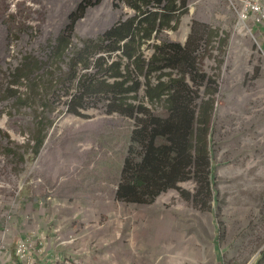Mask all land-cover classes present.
<instances>
[{
	"label": "rangeland",
	"instance_id": "1",
	"mask_svg": "<svg viewBox=\"0 0 264 264\" xmlns=\"http://www.w3.org/2000/svg\"><path fill=\"white\" fill-rule=\"evenodd\" d=\"M186 1L169 14L171 28L139 41L142 58L159 59L164 52L156 46H184L192 36L194 70L191 65L181 75L176 67L162 69L161 61L146 71L142 59L141 73L118 52L101 49L103 35L137 15L134 0H113L112 11L102 8L104 0H0V221L38 225L29 241L39 257L86 232L95 236L91 247L107 239L102 252L109 264H126L116 250L126 253L130 243L139 264H264V55L239 31L238 0ZM160 2L149 7L164 11L168 2ZM86 44L94 48L88 67L73 69L71 58ZM98 57L105 67L130 64L128 85L140 86L128 95L136 99L123 101L125 109L131 103L157 114L182 85L200 119L209 121V188L190 179L148 204L117 199L135 120L109 113L105 93L82 98L79 83L93 86ZM110 73L98 80L111 82ZM148 89L163 95L149 102Z\"/></svg>",
	"mask_w": 264,
	"mask_h": 264
},
{
	"label": "trees",
	"instance_id": "2",
	"mask_svg": "<svg viewBox=\"0 0 264 264\" xmlns=\"http://www.w3.org/2000/svg\"><path fill=\"white\" fill-rule=\"evenodd\" d=\"M133 0H130L129 4ZM156 1V2H155ZM161 0H134L130 5L139 9L136 16L130 19L118 22L101 39V49L105 51L118 52L120 59L135 64L137 70L143 72L144 67L148 70L155 62H165L163 69H180V72L189 69L194 70L191 50L192 36L184 46L179 44L166 45L169 52H165V47L156 46L157 52H164L157 59L155 56L150 59L142 58L140 52V40H150L154 33L168 27L171 28L173 16L179 8L185 7L186 0H167L168 5L164 11L160 8L152 10L149 5L155 3L159 7ZM141 2L146 8L135 3ZM162 10V12H161ZM167 12V13H166ZM70 29L63 33L59 49L62 51L68 46V37ZM141 34V36H140ZM66 36V38H64ZM94 48L91 44H86L82 49L75 51L71 58V66L74 69L79 64L88 67V58L92 55ZM156 54V53H155ZM160 54V53H159ZM99 58V59H98ZM96 60L97 75L91 84L86 86L84 81L79 83L82 87V98L89 94H106L107 108L109 113H118L128 116L135 120V129L131 137V146L128 156L125 159L122 179L117 190V199L148 204L152 202L159 194L170 189L178 190V184L190 179L197 182H204L210 187V181L207 177L211 174L210 167V148L208 142L209 121L201 120L199 110L193 106L191 100L183 96L182 85L167 95L164 100L167 107L155 114L149 107H136L129 104L127 109L123 108L127 99H136L129 93H135L139 89V82L133 85L129 84V65L124 66L117 60L110 66H106L103 57ZM143 60V65L140 60ZM177 63V64H176ZM181 64V67L179 66ZM105 67V68H104ZM160 69V68H150ZM138 70V71H139ZM183 70V71H181ZM110 73L112 81L107 78L98 80V75ZM133 70H131L132 72ZM104 72V73H101ZM192 73V71H190ZM140 74V73H139ZM141 75V74H140ZM167 76H170L167 74ZM87 75L84 76V80ZM108 80V81H107ZM81 81V78L79 82ZM171 82L177 83L183 78L171 79ZM132 83V81L130 80ZM180 82V83H182ZM164 82L156 86L154 91H159ZM163 95V91L153 93L149 89L146 91V98L153 102L155 98ZM209 117V115H207ZM208 117L206 120H208ZM137 145V150L135 148Z\"/></svg>",
	"mask_w": 264,
	"mask_h": 264
},
{
	"label": "built area",
	"instance_id": "3",
	"mask_svg": "<svg viewBox=\"0 0 264 264\" xmlns=\"http://www.w3.org/2000/svg\"><path fill=\"white\" fill-rule=\"evenodd\" d=\"M235 11L239 31H244L246 35L253 37L264 55V50L260 47L257 35L254 33L255 27L264 26V0H238ZM21 221L19 224L17 221L14 224L0 221V264H36L38 262L37 244L29 241L30 236H36L38 225L33 227L29 221L33 228L27 231V237H22L21 233L25 231L19 226ZM18 228H21L19 234H17ZM15 237L16 240L12 241ZM6 250L11 251L10 256H7Z\"/></svg>",
	"mask_w": 264,
	"mask_h": 264
},
{
	"label": "crops",
	"instance_id": "4",
	"mask_svg": "<svg viewBox=\"0 0 264 264\" xmlns=\"http://www.w3.org/2000/svg\"><path fill=\"white\" fill-rule=\"evenodd\" d=\"M259 31V32H258ZM254 33L257 35L258 40L264 47V26L260 27H255L254 28ZM122 209V208H121ZM119 209V210H121ZM121 212L116 216V222H115V229H116V237H120L121 234L123 233L122 227L119 223V217ZM22 230L25 232L21 233L22 237H27V231L31 228H33L28 221L22 220L21 224L19 225ZM42 225L39 226L41 228ZM75 229L76 226L74 225ZM20 228V229H21ZM19 229V228H18ZM20 229L17 234H19ZM81 238L77 240L76 242L73 241L70 244H67L65 246H57L55 245V248L50 247L47 249L44 253L43 257H39L38 262L36 264H109L108 262V255L106 252H102V248L106 246L107 239L105 237H100L99 238V243L95 244L93 247L90 246V241L91 239H95V236L89 235L88 233L80 234ZM54 235L52 234L49 236V242L53 243V237ZM68 237V235H67ZM79 241H82L83 243L80 244ZM100 244V246H99ZM97 247V248H96ZM218 250L216 249L215 252L216 254H219L217 252ZM117 256L120 259H125L126 264H139L137 260L135 259V252L133 250V246L130 243L128 245V248L126 250V253L123 252L122 247L119 246V249L116 250ZM65 259H67L65 261ZM218 259V256H217ZM213 264H219L218 260L214 259ZM118 264V262H117ZM119 264H124V261L119 262ZM182 264V262H181Z\"/></svg>",
	"mask_w": 264,
	"mask_h": 264
},
{
	"label": "bare ground",
	"instance_id": "5",
	"mask_svg": "<svg viewBox=\"0 0 264 264\" xmlns=\"http://www.w3.org/2000/svg\"><path fill=\"white\" fill-rule=\"evenodd\" d=\"M112 1L113 0H104L103 4H102V8H107L109 9L110 11H112ZM69 7H74V4H70ZM92 13V11H90ZM92 18V17H90ZM117 19V17L115 18ZM90 20V19H89ZM88 21V20H87ZM89 22V21H88ZM259 32V31H258ZM160 199V198H159Z\"/></svg>",
	"mask_w": 264,
	"mask_h": 264
}]
</instances>
